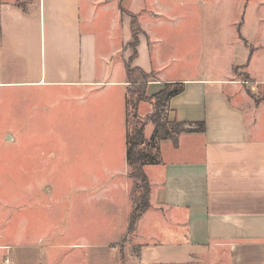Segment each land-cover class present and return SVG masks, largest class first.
I'll use <instances>...</instances> for the list:
<instances>
[{
	"label": "crops",
	"instance_id": "crops-1",
	"mask_svg": "<svg viewBox=\"0 0 264 264\" xmlns=\"http://www.w3.org/2000/svg\"><path fill=\"white\" fill-rule=\"evenodd\" d=\"M119 3L0 0V101L13 87L48 95L66 89L79 104L87 98L85 116L77 111L73 119L69 227L100 240L91 244L99 246L126 233L136 189L126 160L130 17ZM98 4L110 13L117 44L90 28ZM141 25L130 68L148 74L149 95L166 83H181L183 90L169 100L168 119L203 122L204 130L183 132L176 144L168 139L142 147L154 157L143 165L150 206L137 219L139 248L129 262L201 264L223 258L264 264V81L255 86L261 94L256 101L233 77V64L223 76L163 78L162 61L153 57ZM135 105L140 116L152 111L145 101ZM152 130L153 125L146 139ZM10 215L0 210V225Z\"/></svg>",
	"mask_w": 264,
	"mask_h": 264
},
{
	"label": "rangeland",
	"instance_id": "rangeland-1",
	"mask_svg": "<svg viewBox=\"0 0 264 264\" xmlns=\"http://www.w3.org/2000/svg\"><path fill=\"white\" fill-rule=\"evenodd\" d=\"M119 2L143 20L138 18L139 25L150 38L153 57L162 61L163 78L223 76L233 64V77L260 100L255 86L264 81V0ZM101 7L94 6L90 28L117 44L110 13ZM127 87V131L141 126L147 137L152 111L144 116L135 112L140 89ZM48 94L13 87L0 101V210L11 213L9 223L0 225V245H8L0 248V264H131L139 248L134 233L99 246L91 244L100 240L69 227L75 185L69 177L76 165L70 149L73 119L77 111L85 116L87 98L79 104L66 89ZM201 264L230 263L213 258Z\"/></svg>",
	"mask_w": 264,
	"mask_h": 264
},
{
	"label": "trees",
	"instance_id": "trees-1",
	"mask_svg": "<svg viewBox=\"0 0 264 264\" xmlns=\"http://www.w3.org/2000/svg\"><path fill=\"white\" fill-rule=\"evenodd\" d=\"M119 8L125 12L119 3ZM130 17L131 38L127 44L130 49V57L125 63L127 81L129 84L137 85L138 98L142 101H152V112L148 120L153 125V130L148 139L143 135L142 127H136L132 133L126 132V160L128 165V176L136 181V189L130 197L131 210L128 216L127 234L135 231V226L139 216L146 211L149 206L150 186L148 178L143 170V165L147 162H153L154 157L142 149L143 146L157 147L162 140H171L173 144L177 143L178 136L187 131H203V122H182L169 120L166 113L169 109V100L171 97L179 94L183 90L181 83L164 84L163 88L153 95L144 98V88L147 82L148 74L139 68H130V63L137 55L136 47L138 45V34L141 32L138 17L131 12H125ZM142 89V90H141ZM186 125L192 126L187 128ZM142 146V147H141Z\"/></svg>",
	"mask_w": 264,
	"mask_h": 264
},
{
	"label": "built area",
	"instance_id": "built-area-1",
	"mask_svg": "<svg viewBox=\"0 0 264 264\" xmlns=\"http://www.w3.org/2000/svg\"><path fill=\"white\" fill-rule=\"evenodd\" d=\"M5 263H6V264H8V262H7V261H6Z\"/></svg>",
	"mask_w": 264,
	"mask_h": 264
}]
</instances>
